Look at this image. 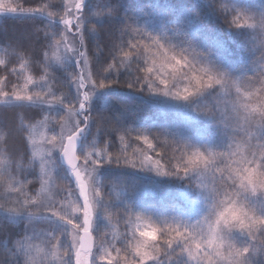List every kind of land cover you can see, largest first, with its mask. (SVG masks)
I'll return each instance as SVG.
<instances>
[{"label":"snow or ice","instance_id":"6c2138e0","mask_svg":"<svg viewBox=\"0 0 264 264\" xmlns=\"http://www.w3.org/2000/svg\"><path fill=\"white\" fill-rule=\"evenodd\" d=\"M89 7L85 0L36 8L0 4V14L34 15L46 21L33 33L45 42L36 50L39 79L29 76L23 87L13 85L11 91L0 88V105L20 122L18 128L8 129L9 137L22 133L28 127L24 121L34 117H42L50 132L43 150L31 138L12 139L10 150L21 158L15 167L0 158V216L25 222L23 237L7 246L8 264H264V207L257 208V203L264 204V72L233 77L212 66L202 53L162 42L127 22L106 41L103 18L114 20L118 9L109 6L100 12ZM223 10L230 27H253L246 13L227 6ZM260 26L264 29V14ZM17 58L21 69L18 73L13 68V75H21L27 66L23 56ZM8 82V77H0V83ZM114 85L189 103L215 90V103L193 110L222 126L226 146L216 150L173 141L177 147L167 157L148 134L137 130L135 139L146 146L139 157L109 151L108 134L123 142L130 130L118 124L119 117L94 111L90 101L99 90ZM37 108L38 113L33 111ZM102 164L187 177L205 194L207 210L194 224L156 223L149 217L147 224L137 223L119 239L109 238L111 198L105 197L96 175ZM29 175L41 185L35 195H29L28 185L34 184ZM57 181L66 183L65 195L51 194ZM97 217L103 218L102 227ZM37 224L46 225V230L38 231ZM101 229L105 239L97 244L93 234ZM41 235L42 246L30 243Z\"/></svg>","mask_w":264,"mask_h":264},{"label":"trees","instance_id":"16d2710c","mask_svg":"<svg viewBox=\"0 0 264 264\" xmlns=\"http://www.w3.org/2000/svg\"><path fill=\"white\" fill-rule=\"evenodd\" d=\"M49 3L56 5L62 3V0H14L13 6L36 8ZM86 4L91 5L89 11L96 8V11L106 12L103 7L109 6L118 9L119 14L114 20L107 15L103 18L106 25L103 35L106 41L115 37L120 27L127 22L133 27L142 28L150 35L160 37L162 42L202 53L212 66L228 72L233 77L245 74L251 76L253 72L259 75L264 72V29L260 26V16L264 14V0H208V4L199 0H107L106 3L105 0H88ZM224 6L233 12L246 13L249 17L248 23L253 27H230L226 22ZM52 10L62 11V7ZM231 18V14H228V19ZM45 22L42 17L34 15L0 16V61H4L0 64V77H8L9 81L7 85L0 83V88L11 91L13 85L23 82L24 73L13 75L11 72L13 68L18 73L21 69L17 54L27 61L24 71L35 80L39 79L40 63L36 50L45 42L36 39L33 33L35 28H42ZM107 46L106 43L105 47ZM100 55L103 57L104 53ZM40 58L42 59V54ZM99 91L101 93L93 102L92 109L106 112L113 119L119 117L118 124L130 130V135H125L123 142L113 133L108 134L107 139L112 141L109 151L113 153L126 152L133 156V149L144 145L142 141L135 139L137 130L148 134L157 150L165 153L167 157L174 155L173 150L177 146L173 141L200 148L213 147L216 150L226 146L227 134L222 126L201 113L199 121L194 122L177 113L160 112L157 106L150 102L146 91L136 92L119 85ZM214 95L215 90L199 100L200 105L206 102L215 103V100H212ZM12 107L15 110V106ZM33 111L38 113L39 109ZM42 119L34 117L25 120L24 124L28 127L19 134L13 132L10 138L8 129L18 128L20 122L14 119L11 109L0 105V137H3L0 139V158L8 160L15 167V162H20L21 158L10 150L12 139L22 136L28 141L29 128ZM5 140L8 141L7 144L4 143ZM152 154L156 156L155 152ZM175 155H179V152ZM28 180L34 181L28 188L29 193L35 195L39 187L38 180H34L32 175L28 176ZM101 180L105 197L111 198L110 210L112 214H116L112 220L117 219L121 230L129 219L133 223L137 215L146 222L150 217L156 223L179 221L189 225L196 223L204 215H196L189 205L179 196H175L179 188L187 184L186 177L166 176L157 186L160 191L157 194L151 192L154 188L152 181L133 172L126 165L110 164L108 169L102 172ZM262 207L263 204L257 205L258 210ZM24 228L23 220H7L0 216V264H8L10 253L7 246L23 237Z\"/></svg>","mask_w":264,"mask_h":264},{"label":"rangeland","instance_id":"374dc122","mask_svg":"<svg viewBox=\"0 0 264 264\" xmlns=\"http://www.w3.org/2000/svg\"><path fill=\"white\" fill-rule=\"evenodd\" d=\"M13 1L14 0H0V4H6V5L13 6ZM87 1L88 0H85V3H87ZM199 1L203 2L204 4H208V0H199ZM5 15H19V14H11V13L0 14V16H5ZM23 73H24L23 74L24 80L19 85L21 87H23L25 85L27 77L30 76L31 78H33L30 74H28L24 70H23ZM212 91H214V90H210L208 93H205L204 96L211 94ZM100 93L101 92L98 91L92 97V99L90 101V107L91 108H92L93 102L98 98ZM148 94H149L150 102L153 103L155 106H157V108L159 109L160 112H162V113H164V112L177 113V114H180L184 118H187L191 121H194V122L199 121V117H200L199 114L200 113L197 111H194L193 107L199 106L200 105L199 100H201L204 96L199 97L196 100L189 103V102H185V101H176L170 97H165V96H162L159 94H152V93H148ZM222 97H223V94H222ZM49 135H50L49 126L47 124L43 123L41 120L29 128V134H28L27 140H29L30 138L32 140H35L37 142V144H36L37 148L43 150L44 148L47 147V145L45 143H43L44 137L49 136ZM145 148H146L145 145H143V146L140 145L138 147H135V149H133V151H134L133 156L139 157L141 155L140 150H143ZM210 148H213V147H210ZM30 154H31V150H30ZM150 155H152L154 159L157 158L156 156H154L152 154V152L150 153ZM109 165L110 164H102L99 167L96 175L98 176L100 183L102 181L101 180V174L104 170L108 169ZM130 168L133 172L141 174L143 176V178H148L150 181L153 182L154 188L151 189V192L153 194H157L160 192L158 190L157 186L160 185V183L166 179V176H159L155 172L151 171L150 169H140V168H133V167H130ZM36 171H37V173L39 172V164L38 163H37ZM187 180H188L187 184L186 183L183 184L179 188V190L176 192L175 196H179L183 202H185L187 205H189L193 209V211L195 212L196 215L205 214V212L207 210V201L205 198V194H203L201 189H199L195 186V184H194L195 182L190 183L189 178H187ZM209 180H210V178H209ZM38 183H39V187H38L37 191H39L41 188L39 180H38ZM66 187H67L66 183H64L62 181H57L51 194L54 195L55 193L59 192L61 195H65L66 194V191H65ZM29 195H32V194L29 193ZM77 195H78V192H77ZM258 204L259 203H257V205ZM263 207H264V204H263ZM109 213H110V216H109L110 229L108 230L109 238L115 237L116 239H119L123 233H125L126 231L129 230V228H131L132 230H135V225L137 223H140V224H147L148 223L142 219L141 220L136 219L133 223L124 225L123 229L121 230L118 227L117 219H114L115 221L112 220L113 217L116 216V214L115 213L112 214V211L110 209H109ZM96 224H97V226L102 227L104 224L103 218L97 217ZM35 227L37 228L38 231H41V230H46L47 226L44 224H37ZM93 238H94V242L97 244L102 242L105 239V229H101L99 232L94 233ZM44 239H45V237L43 235H41L38 238L30 241V243L33 244L34 246L35 245H41L42 246V242Z\"/></svg>","mask_w":264,"mask_h":264},{"label":"water","instance_id":"95a60500","mask_svg":"<svg viewBox=\"0 0 264 264\" xmlns=\"http://www.w3.org/2000/svg\"><path fill=\"white\" fill-rule=\"evenodd\" d=\"M93 240H94V238H93Z\"/></svg>","mask_w":264,"mask_h":264}]
</instances>
